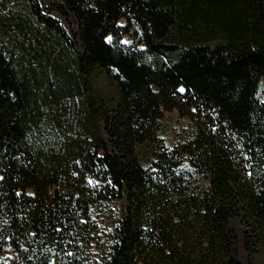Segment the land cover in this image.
<instances>
[{"label": "trees", "instance_id": "16d2710c", "mask_svg": "<svg viewBox=\"0 0 264 264\" xmlns=\"http://www.w3.org/2000/svg\"><path fill=\"white\" fill-rule=\"evenodd\" d=\"M53 10L76 35L0 0V264H241L233 219L264 264V0ZM173 112L189 129L167 146ZM122 202L104 232L92 210Z\"/></svg>", "mask_w": 264, "mask_h": 264}, {"label": "rangeland", "instance_id": "374dc122", "mask_svg": "<svg viewBox=\"0 0 264 264\" xmlns=\"http://www.w3.org/2000/svg\"><path fill=\"white\" fill-rule=\"evenodd\" d=\"M44 7L51 10L50 16L57 20L63 28L70 35L77 34V26L74 20L69 17L68 19L62 17L57 11L53 10V0H38ZM125 22L122 20L119 22L120 26H123ZM123 45L134 44L131 38L124 37L121 41ZM164 121L162 123L161 132L154 134L153 138H160L162 142L167 146L174 144L178 138L182 137L184 133L189 129V123L186 119H181L178 115L173 113H166L164 115ZM103 137L107 142L105 131H102ZM108 143V142H107ZM156 141L152 143L149 139H146L144 144L138 148V152L143 155L150 156V148L153 144L156 145ZM91 183H95V180H91ZM124 203H112L108 205H102L95 207L93 211V218L97 221L99 227L103 229L104 232H107L111 229L112 222L116 220L121 215L123 211ZM230 229L234 232L236 236V250L238 260L241 264H249L250 257L245 249V235L248 233V230L242 223L240 219H233L229 224ZM261 256H264V246L260 248ZM254 262V260H253Z\"/></svg>", "mask_w": 264, "mask_h": 264}, {"label": "snow or ice", "instance_id": "6c2138e0", "mask_svg": "<svg viewBox=\"0 0 264 264\" xmlns=\"http://www.w3.org/2000/svg\"><path fill=\"white\" fill-rule=\"evenodd\" d=\"M107 39H111V37H109V38H107ZM179 91H181V92H183L184 91V89L183 88H181V89H179ZM0 179H2V177H0Z\"/></svg>", "mask_w": 264, "mask_h": 264}]
</instances>
